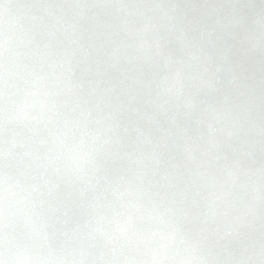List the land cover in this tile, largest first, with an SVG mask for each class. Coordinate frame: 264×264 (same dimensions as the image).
Wrapping results in <instances>:
<instances>
[{
  "label": "snow or ice",
  "instance_id": "snow-or-ice-1",
  "mask_svg": "<svg viewBox=\"0 0 264 264\" xmlns=\"http://www.w3.org/2000/svg\"><path fill=\"white\" fill-rule=\"evenodd\" d=\"M0 264H264V0H0Z\"/></svg>",
  "mask_w": 264,
  "mask_h": 264
}]
</instances>
